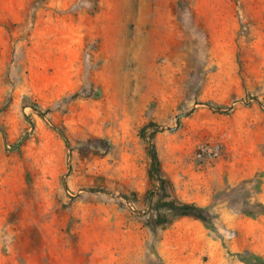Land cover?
<instances>
[{
  "label": "rangeland",
  "instance_id": "374dc122",
  "mask_svg": "<svg viewBox=\"0 0 264 264\" xmlns=\"http://www.w3.org/2000/svg\"><path fill=\"white\" fill-rule=\"evenodd\" d=\"M131 4L0 0V264H163L170 176L261 168L264 0H177L159 48Z\"/></svg>",
  "mask_w": 264,
  "mask_h": 264
},
{
  "label": "crops",
  "instance_id": "0c3cea01",
  "mask_svg": "<svg viewBox=\"0 0 264 264\" xmlns=\"http://www.w3.org/2000/svg\"><path fill=\"white\" fill-rule=\"evenodd\" d=\"M130 1L135 24L159 48L165 41L161 33L174 25L177 0ZM212 164L208 183L198 188L181 189L183 182L170 176L179 201L206 211L211 229L194 217H172L159 231L157 256L163 264H243L241 254L264 259V160L260 169L230 170L223 160Z\"/></svg>",
  "mask_w": 264,
  "mask_h": 264
},
{
  "label": "trees",
  "instance_id": "16d2710c",
  "mask_svg": "<svg viewBox=\"0 0 264 264\" xmlns=\"http://www.w3.org/2000/svg\"><path fill=\"white\" fill-rule=\"evenodd\" d=\"M32 108L34 109L35 106H32ZM149 150V153L151 155V158L153 159V161L156 159L155 157V154L153 152V149L151 146H149L148 148ZM166 210L169 212V213H173L175 214V216H189V217H194V218H197L199 219L200 221L203 222V224L208 228V229H211V223H210V216L207 214L206 211L200 209V208H197L195 205L193 204H185V203H181L179 204L178 206L177 205H173V204H170L168 206ZM159 223H164V221H160L158 220Z\"/></svg>",
  "mask_w": 264,
  "mask_h": 264
}]
</instances>
